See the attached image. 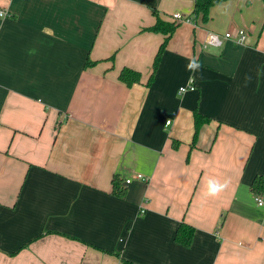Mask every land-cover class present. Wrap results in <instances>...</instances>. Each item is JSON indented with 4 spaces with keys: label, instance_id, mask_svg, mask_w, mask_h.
I'll return each mask as SVG.
<instances>
[{
    "label": "crops",
    "instance_id": "0c3cea01",
    "mask_svg": "<svg viewBox=\"0 0 264 264\" xmlns=\"http://www.w3.org/2000/svg\"><path fill=\"white\" fill-rule=\"evenodd\" d=\"M194 7L0 0V264H264V193L251 190L264 176V4L227 0L182 23L148 86L165 38L144 30L153 11L172 22ZM241 28L248 44L203 47L208 31ZM124 67L141 83H123ZM195 110L211 121L193 146ZM209 179L226 183L215 197Z\"/></svg>",
    "mask_w": 264,
    "mask_h": 264
},
{
    "label": "trees",
    "instance_id": "16d2710c",
    "mask_svg": "<svg viewBox=\"0 0 264 264\" xmlns=\"http://www.w3.org/2000/svg\"><path fill=\"white\" fill-rule=\"evenodd\" d=\"M227 0H195V7L194 11L189 17L194 21H198V19H201L203 23H207L210 20V11L214 6L220 5L223 2ZM263 4H264V0ZM154 14L157 16L156 23L148 28H145L144 30L162 33L164 34L165 38L163 43L160 45V48L156 54L152 73L150 75L149 80L147 81V85L150 86L154 79L155 75L157 73V70L160 66L163 54L168 46L169 40L172 37V35L175 33V31L178 29V27L182 24L178 21H166L161 19L159 17L158 12L156 10L153 11ZM95 64V62L88 61L87 65ZM119 79L125 83L127 86L131 87L135 84L141 83L142 81V73L140 71L134 70L130 67H124L119 75ZM211 121V118L207 115H204L198 110H195L194 112V123H195V132L193 136L192 145H196V141L198 139V135L200 132V129L202 126L208 122ZM178 144H180V141L174 140L173 145L174 147H177ZM112 185H113V193L118 197H125L126 195V188L123 186V180L120 177L119 174H114L112 178ZM251 190L255 194H262L264 193V176L259 175L257 176L251 185ZM195 234V228L186 223H182L179 228L177 229L175 240L179 244H182L183 246H190L192 244L193 238ZM121 264H138L132 260L122 258Z\"/></svg>",
    "mask_w": 264,
    "mask_h": 264
},
{
    "label": "built area",
    "instance_id": "2783aa9c",
    "mask_svg": "<svg viewBox=\"0 0 264 264\" xmlns=\"http://www.w3.org/2000/svg\"><path fill=\"white\" fill-rule=\"evenodd\" d=\"M0 14L7 15L8 12L5 9H1ZM173 19H174V21L176 20V21L181 22V23H184V22L195 23L189 16H184L181 13H174ZM211 36H216L217 39L212 40ZM224 39L232 40L237 44H248L249 32L246 31V29H242V28L238 29L236 31H227L222 35L217 33V32L208 31L206 33V36H205L204 41H203V47L204 48H209L211 46L219 47L223 44ZM239 41H243V43H239ZM181 88H184L185 92H186L188 90H194L196 87L194 84L190 83L189 85L180 87V89ZM185 92H183V93H185ZM170 123H171V119H168L167 124H170ZM133 180H146V177L144 175L138 173V174H135L133 177L126 178L125 182L127 184H129ZM256 200H257L258 204L261 205V200H264V197L258 195L256 197Z\"/></svg>",
    "mask_w": 264,
    "mask_h": 264
},
{
    "label": "clouds",
    "instance_id": "9594fccd",
    "mask_svg": "<svg viewBox=\"0 0 264 264\" xmlns=\"http://www.w3.org/2000/svg\"><path fill=\"white\" fill-rule=\"evenodd\" d=\"M212 40H216V36H211ZM239 43H243V41H239ZM201 65L198 63L197 59L193 57L187 65V70L195 73L200 69ZM195 77H190V81H194ZM180 92H185L184 88L180 89ZM226 187V183H221L216 179H209L207 182V191L205 192L206 196L215 197L217 196L223 189ZM261 205L264 206V200H261Z\"/></svg>",
    "mask_w": 264,
    "mask_h": 264
}]
</instances>
